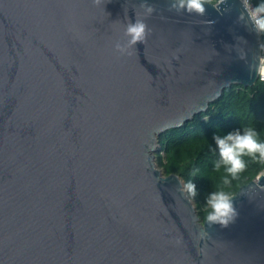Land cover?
<instances>
[{"label": "water", "instance_id": "95a60500", "mask_svg": "<svg viewBox=\"0 0 264 264\" xmlns=\"http://www.w3.org/2000/svg\"><path fill=\"white\" fill-rule=\"evenodd\" d=\"M143 2L0 0V264H264V174L222 228L155 162L161 135L256 85L261 34L240 0L203 17ZM137 18L151 33L120 56Z\"/></svg>", "mask_w": 264, "mask_h": 264}, {"label": "trees", "instance_id": "16d2710c", "mask_svg": "<svg viewBox=\"0 0 264 264\" xmlns=\"http://www.w3.org/2000/svg\"><path fill=\"white\" fill-rule=\"evenodd\" d=\"M251 1L254 6L261 2ZM261 38L264 46V34H261ZM246 127L255 128L264 140V80L260 79L250 88L232 86L206 112L197 115L183 127L161 135L167 174L178 173L186 183L193 182L197 188V197L204 205L211 191L223 189L235 194L241 186L264 171V162L246 158V171L226 186L223 184V169L216 171L214 168L219 152L213 137ZM202 219L205 222L204 213Z\"/></svg>", "mask_w": 264, "mask_h": 264}, {"label": "clouds", "instance_id": "9594fccd", "mask_svg": "<svg viewBox=\"0 0 264 264\" xmlns=\"http://www.w3.org/2000/svg\"><path fill=\"white\" fill-rule=\"evenodd\" d=\"M94 6H100L103 0H91ZM228 0H168L167 10L179 14L198 15L203 17L206 14L207 5H211L217 12L230 11V9H221ZM243 11L238 16V22L250 24L252 31L257 34H264V0L253 6L251 0H240ZM140 7L144 9L145 16H151L155 7L144 0ZM211 23V22H207ZM151 29L145 23L144 19L130 20L125 28L126 41H116L114 50L120 56L130 55V49L137 44L146 43ZM264 47V46H262ZM239 59L247 60V53L238 54ZM250 71L264 80V56L257 57L254 63L248 65ZM219 152V159L214 163L216 171L223 169L225 175L223 184L228 186L232 181L237 180L248 167L246 158L253 161L264 162V140L260 138V133L253 127H246L243 130L238 129L229 132L226 135H215L213 137ZM183 192L189 197L197 196V188L193 182L183 185ZM234 194L223 189L211 191L205 199L204 219L208 226L220 225L227 228L235 221L238 212L234 207ZM209 235L207 231L201 233V237Z\"/></svg>", "mask_w": 264, "mask_h": 264}, {"label": "rangeland", "instance_id": "374dc122", "mask_svg": "<svg viewBox=\"0 0 264 264\" xmlns=\"http://www.w3.org/2000/svg\"><path fill=\"white\" fill-rule=\"evenodd\" d=\"M263 52H264V47H263ZM263 56H264V53H263ZM155 155H156L155 162H156L157 168L163 173L164 176H169L165 170L166 156H165V151H164V143L161 142V136L159 137V151ZM172 174L178 175L181 178L183 185L186 184L185 180L178 173L173 172L170 175ZM261 174H264V171H262L259 175ZM189 198L192 200L193 205L197 211V214L200 220L203 221L202 216H203L206 205H204L203 202L197 196L194 198L192 197H189Z\"/></svg>", "mask_w": 264, "mask_h": 264}, {"label": "built area", "instance_id": "2783aa9c", "mask_svg": "<svg viewBox=\"0 0 264 264\" xmlns=\"http://www.w3.org/2000/svg\"><path fill=\"white\" fill-rule=\"evenodd\" d=\"M251 4L253 5L252 1H251ZM254 6V5H253Z\"/></svg>", "mask_w": 264, "mask_h": 264}]
</instances>
